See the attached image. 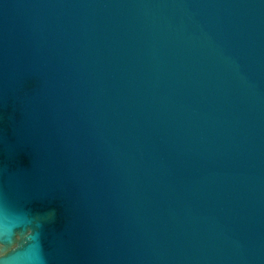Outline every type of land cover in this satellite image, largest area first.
Wrapping results in <instances>:
<instances>
[{
  "label": "water",
  "instance_id": "obj_1",
  "mask_svg": "<svg viewBox=\"0 0 264 264\" xmlns=\"http://www.w3.org/2000/svg\"><path fill=\"white\" fill-rule=\"evenodd\" d=\"M0 264H264V0H0Z\"/></svg>",
  "mask_w": 264,
  "mask_h": 264
}]
</instances>
